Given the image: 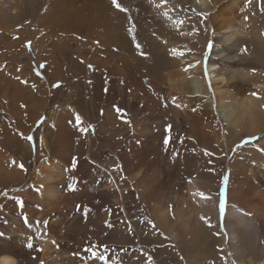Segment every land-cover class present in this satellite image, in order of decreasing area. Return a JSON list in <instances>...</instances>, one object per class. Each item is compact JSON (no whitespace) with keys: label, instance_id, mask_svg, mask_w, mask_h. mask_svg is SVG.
Masks as SVG:
<instances>
[{"label":"bare ground","instance_id":"obj_1","mask_svg":"<svg viewBox=\"0 0 264 264\" xmlns=\"http://www.w3.org/2000/svg\"><path fill=\"white\" fill-rule=\"evenodd\" d=\"M244 1L117 0L127 9L122 11L112 0H0V185L24 182L28 137L42 118L33 179L10 191L13 200L3 207L25 216L30 227L2 228L0 264H117L113 258L85 255L83 249L108 236L135 235L127 207L132 190L147 213L151 209L149 227L156 223L176 241L181 231L206 235L201 230L205 222L216 227L217 200L211 190L189 174L184 201L175 177L198 169L196 156L185 153L184 144H197L204 135L220 149L215 112L250 135L264 130V84L258 76L249 78L258 72L245 69L254 59L246 52L264 55V41L247 40L242 50L237 40L227 43L231 36L222 37L250 35L245 19L250 6ZM186 5L199 13L187 11ZM201 13L207 15L201 18ZM70 54L74 60H68ZM35 61L43 65V80ZM159 63L167 70H156ZM226 66H245L239 75L253 87L232 82ZM53 83L59 86L52 89ZM81 86L89 88L88 96ZM102 153L108 154L105 164L80 181L79 167ZM255 153L250 156L254 162L242 168L241 159L233 161L223 189L227 204L220 223L238 264H264V257L256 263L248 257L253 244L264 250V156ZM104 193H112L113 204L128 217L107 236L111 210L88 207ZM167 194L176 202L174 210ZM185 203L189 210L183 209ZM35 227H41L37 235Z\"/></svg>","mask_w":264,"mask_h":264},{"label":"rangeland","instance_id":"obj_2","mask_svg":"<svg viewBox=\"0 0 264 264\" xmlns=\"http://www.w3.org/2000/svg\"><path fill=\"white\" fill-rule=\"evenodd\" d=\"M244 3H248L250 6L249 11L251 16L250 18L248 17L249 19L247 18V23H246V32L248 31L250 35L243 37L245 40H243L241 35L235 36L232 32H228L222 36L224 38L231 36L230 37L231 40L227 42L229 45L234 43V40H237L236 43H238V47H240V49L242 50H244L246 45L245 43H247V40L251 41L252 38L260 39L262 37V41H264V19H263L264 0H245ZM186 9L187 11L193 14L199 13L195 7H190L189 5H186ZM198 16H200V14ZM194 17H192L194 18L193 21L196 19L198 20L197 16ZM193 27L194 26H191V29H193V31L194 30L196 31V29H194ZM218 35L220 36V34ZM28 47L29 50L30 49L32 50L31 45H29ZM195 47L199 48L203 46H201L200 43H196ZM252 50H256V49L254 48ZM256 52L255 51L253 52L251 50H248L246 52L247 56L254 58L247 67L241 66L240 68H236V67L234 68V67L226 66L225 68H227L226 71L228 72L226 74V77L232 75L233 77L231 81L232 82L235 81V83L239 84V86H242L243 88L248 89V87L250 88L253 87V85L252 84L250 85V83L246 81V79L244 80L241 74L239 75L240 71H242V68L245 67V69H248L252 73L258 72V75L249 74L251 76L249 78L254 77L252 79L253 81H255L254 79H256L258 76L261 78L259 80L264 84V60H263L264 55L263 54L256 55L255 54ZM258 55L259 57L257 58ZM255 57L257 59H255ZM70 59L74 60V56L71 58V54L68 56L69 61ZM41 65L42 64L40 62L35 61V68L37 67L36 70L38 71L40 77L43 80L46 78V75L43 74ZM155 69L160 72H164L167 70L162 68L160 63L156 65ZM83 70H85V68ZM233 70L237 72L235 73ZM70 79L71 82L74 81L73 78ZM209 79L207 78V80ZM81 81H83L82 78ZM57 84L58 83H53L51 88L52 89L57 88L54 86ZM103 87L105 89L106 85H103ZM81 88L82 90L84 88V94L88 96L89 88L85 86H81ZM63 89H65V87ZM58 99H59V94H57L54 97L53 103H57ZM125 101L127 103L126 99ZM215 116H216V123L219 129V135L221 140L219 138L218 139L222 142L220 149L217 151L216 146H219L216 144L217 142H215L214 140L207 139L204 135H201L199 137L197 144L193 145L192 143L189 142L184 144L185 147L184 152L191 154V157H193V155L196 156V160L199 165L197 166L198 169L196 171L194 170L191 171L187 169L188 172L186 170L185 173L183 172L181 175L180 174L176 175L175 177L176 183L177 182L178 183L176 184L177 189L175 188V190L179 195L185 197L183 198V200L185 199L184 201H186V199L189 196L186 182L187 179L190 178V175H192L191 177L195 178L196 180H200L201 181L200 184L204 183L209 188V190H211L212 194L217 200L216 205H217L218 216L216 218V223H217L216 227L213 221L205 222L201 230H203V232H205L206 235L203 234L202 236L199 235V237L197 236L193 237L191 231H189V233L181 231L177 233H179L178 238L180 239L182 238L181 239L182 241L180 239L176 241L175 239L172 238L171 233H167L165 231V228L163 229L157 228L156 223H153L151 227H149L148 213H151V209L148 206V213H147V208L145 209L144 204H141L139 201L140 198H138V192L137 191L134 192V190H132L131 193L129 194L131 199L130 200H128L127 198L126 199L123 198V199L124 202H126L127 200L129 202L128 203L129 206L127 207L131 212L129 211L128 215L131 216L130 221L135 226L134 228L135 235H132L129 238L130 240L126 239L125 237L112 238V236H108L105 239H101V242H99L98 244H94L89 248L86 246V248L83 249L85 250V255L89 253L91 254L93 253V255L95 254L98 256H103L104 258H113L117 260V264H238L237 257L227 247L228 241L226 238L227 235L226 229L220 223L221 222L220 217L224 216L225 207L227 204V199L223 193V189L225 188V186H228L227 182H229L230 180V174L234 160L241 159L242 163L240 164V167L242 168L245 162H247L248 164L254 162L252 160L254 158H250V156L251 155L253 156V153H255L256 151L258 152V154H262L264 156V130L262 134L250 135L247 133V131L244 130V128L243 131L240 128L236 129L228 126L227 123H225L222 120L219 114H217V112H215ZM41 121L42 118L37 121L36 126L31 132L32 136H30L31 139L29 140L31 142L29 143L30 155L28 156L27 159L29 166L26 168L25 171L26 176L24 182L21 184L8 185V186L0 185V199L2 198L4 199V202L3 201L0 202V228H1L0 232L2 231V228L4 229L6 226L18 225L20 226V228L23 229L30 227L28 225V222L27 223L25 222L27 220L25 216H17V215L15 216L14 214H11L9 212L7 213L3 209V207L5 204L13 200L12 195L11 194L9 195L10 191L19 190L23 187L25 188L33 179V176L35 174L39 162L38 158H39L40 150L37 149L36 133L38 132L37 127ZM94 128L95 126L92 128V130H94ZM201 148L203 150H201ZM204 149H206L205 152ZM107 160H108V154L102 153L100 155L95 156L91 162H88L87 164L84 163L82 166H80L79 167V173L81 176L80 181H87L88 178L90 179L93 171H95L97 167L101 166L100 164H105L104 162ZM182 176L185 177L183 178ZM254 192L257 193L256 191ZM112 193L115 195L114 191H112ZM112 193L111 194L104 193L99 198L97 204L88 205V207H92L96 211L104 210V209L111 210L112 216H110L109 218L108 232L106 233L105 236H107L108 233H110L115 226H118L120 224L123 225V220L128 219V217H124L123 209L119 207V205L113 204L111 200ZM185 195H187V197ZM16 198L17 197H14V199ZM171 199H172L171 194H167L166 202L168 203L170 210H174L176 202H174ZM221 199H223V210H221V206H220ZM16 200H18L19 203L23 202L21 198H18ZM170 200L173 203H171ZM232 205L238 206V203L232 201ZM184 206L185 207L183 209L189 210V208L186 206V203L184 204ZM21 207H23V204L21 205ZM251 215L252 213L250 212L246 213V216H251ZM122 217H124L123 220ZM46 223H47L46 219L42 220V224L44 226H46ZM168 230L170 231V229ZM33 231L34 234L37 235L41 231V227H35ZM220 238L223 240L222 242ZM196 240L197 242H195ZM250 249L251 252L253 251L252 253H250L252 257L251 256L248 257L252 258V262L256 263L258 262L257 260L261 261L262 258L264 257V250L259 252L260 250L254 244L252 247H250ZM85 255L84 257H88Z\"/></svg>","mask_w":264,"mask_h":264},{"label":"snow or ice","instance_id":"obj_3","mask_svg":"<svg viewBox=\"0 0 264 264\" xmlns=\"http://www.w3.org/2000/svg\"><path fill=\"white\" fill-rule=\"evenodd\" d=\"M164 2H165V0H161V3H164ZM112 3H113V5H114L116 8L121 9L122 11H126V10H127V9L122 8L121 4L118 3L117 0H112ZM156 6L159 7L160 5H156ZM165 15H167V13H165ZM200 15L206 16L207 13H201ZM245 19H247V17H245ZM180 22H182V21H180ZM129 31H130V32H134V27H133V28H130ZM29 43H30V42H29ZM136 47H137V49H139V48H140V45L137 43V44H136ZM175 51H176V50L173 49V52H175ZM41 67H43V65H41ZM90 67H91V66H90ZM54 86H55V87H58L59 84L54 85ZM253 95H256V94L253 93ZM76 120H77V121L80 120L79 115L76 116ZM89 127H91V126H89ZM81 131H86V129H81ZM28 139H31V137H28ZM167 143H168V140H167V138H166V139H165V144H167ZM20 167L23 168V165L21 164ZM72 167H75V158H73V164H72ZM68 187H69V189H73V188H74V185H73V184H69ZM198 194H199L202 198L204 197V193L200 192V193H198ZM220 206H221V210H223V199H221V205H220ZM77 207H79V205H78ZM25 222L27 223V220H26ZM28 247H32V245L29 244ZM41 264H43V262H41Z\"/></svg>","mask_w":264,"mask_h":264}]
</instances>
